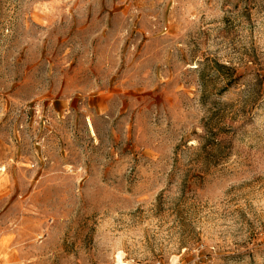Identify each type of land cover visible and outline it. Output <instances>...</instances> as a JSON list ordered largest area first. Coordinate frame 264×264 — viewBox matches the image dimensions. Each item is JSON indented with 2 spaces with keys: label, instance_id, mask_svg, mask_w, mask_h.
Segmentation results:
<instances>
[{
  "label": "rangeland",
  "instance_id": "374dc122",
  "mask_svg": "<svg viewBox=\"0 0 264 264\" xmlns=\"http://www.w3.org/2000/svg\"><path fill=\"white\" fill-rule=\"evenodd\" d=\"M0 264H264V0H0Z\"/></svg>",
  "mask_w": 264,
  "mask_h": 264
}]
</instances>
